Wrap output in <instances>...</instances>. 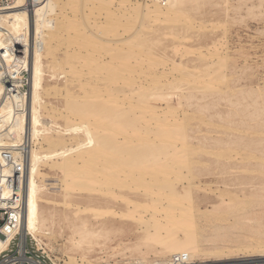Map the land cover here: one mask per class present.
I'll use <instances>...</instances> for the list:
<instances>
[{"label":"rangeland","instance_id":"obj_1","mask_svg":"<svg viewBox=\"0 0 264 264\" xmlns=\"http://www.w3.org/2000/svg\"><path fill=\"white\" fill-rule=\"evenodd\" d=\"M70 3L55 11L53 17L56 22L66 20L70 26L67 33L68 41L64 39L66 42L64 41L55 51L56 63L65 60L64 55L67 54V59L72 58L69 59L71 62L79 59L73 63L80 68L84 66L83 62L87 63V60L98 59L110 63L113 57L106 58V56H112L114 52L110 50L112 54H109V50H106V53L104 50L108 47L104 50L102 47L101 53L99 50L101 39L124 40L133 35L136 39L133 40L136 42L132 40L130 44L138 45V48L136 47L138 52L134 47L135 53H133L134 56L138 55V58L131 56L134 51L133 45L130 47L131 45L122 44L121 50L122 46H127L124 47V52L130 53L131 59L133 58L132 67H128L129 55L127 59L120 50L122 60L126 58L128 61L123 60L126 66L123 65L122 70L118 68L120 70L118 76L113 80L115 82L117 80L118 85L124 86L121 108L124 106L122 110L129 111L122 116L124 119L120 120L124 122L125 137L139 126H145L144 128L151 129L152 132L141 131L137 139H131L132 141L123 148L119 187L105 182L95 186L96 192L82 193L77 187L70 188V185L76 181L81 185L85 182V180L82 182L78 180H82L79 176H82L91 154L89 151L82 150L68 157L75 164L72 165L73 172L67 171L69 168L57 167L56 164L54 167L52 161L41 168L44 175L43 184L46 186L48 195H65L64 191L69 187L66 193L75 195L74 200L83 203V206L90 205L86 200L89 197L100 202L93 203L91 207L111 206L117 211L134 210L138 207L145 216L152 213L154 208L162 212L168 211L170 207L168 199L173 195L214 197L216 195H264V0H185L182 6V18H177V22H170L172 24L168 22L167 25V22L155 25L156 23L143 20L142 12L144 13L145 10L143 6L144 4L151 6L152 0H73ZM137 8V12L133 11ZM136 31L140 33L137 34ZM76 47H79V50ZM128 47L132 48L131 52H127ZM20 52L26 55V51L21 48ZM76 53L83 60L79 57L75 59ZM79 61L82 62L79 63ZM89 61L85 67L89 65ZM56 63H54L53 72L59 74L66 70V66ZM97 63L99 64V62L94 64L92 62L91 69L94 65L99 66ZM112 63L102 67L107 69L111 65V71ZM51 66H53L52 63L46 69L45 84L48 87L54 85V81L50 78V74L53 73ZM90 66L86 69L91 70ZM86 69H82L84 73L80 74V77L83 76L81 81L91 82L90 80L96 75L92 76L94 73L91 74ZM108 70L106 72H109ZM123 71L124 74L121 75ZM102 72L104 76H107L105 74L108 73L104 70ZM119 76H124L121 83ZM25 78L28 81L25 92L28 94L30 73L26 70ZM82 82L71 84V94L74 96L84 94L79 91ZM58 86L56 91H52V96L44 95L47 104L65 111L69 102L73 104L82 102L81 98H75V101L72 100L74 98H71V101L67 100L69 98L65 95L64 84L59 82ZM204 87L209 88L211 92L204 90ZM163 120L169 125L175 124L170 125L172 128L170 127L169 130L178 126L175 127L178 130H174L177 133L170 130L172 134L169 137L179 136H173L174 139L165 138V141L164 138L155 134L162 127L160 121ZM181 127L185 131H180ZM179 131H184L185 135L178 134ZM190 137L195 138L191 140L192 146L185 148L182 139L190 142ZM73 144L76 143L73 142ZM218 152L220 155L222 152L224 154L222 153L220 157ZM241 153L246 154L241 155ZM173 155L178 156L176 161L188 157L189 161L181 160L175 168L173 164L178 163L170 160V157H174ZM97 164L99 167H94L96 169L100 168V162ZM172 166L174 170L170 169ZM168 169L170 172L167 171ZM88 172L93 174L90 169ZM104 174L99 172L96 177H105ZM90 180L88 175V184ZM116 182L113 180L114 184ZM163 195L167 196L162 197ZM56 198L59 202L62 201ZM52 208L61 213L66 207L54 203ZM72 211L75 210L71 209ZM92 213L94 212L85 213V216L94 220ZM258 214L259 211L256 210L253 213L255 216ZM122 220L121 227L124 232H128L129 237H133L144 229L140 221L135 218L126 217ZM134 224L139 227H135ZM67 225L58 226V232L63 228L62 232H56L54 236L49 237L50 239H44L43 243L29 236V240L32 241L30 246L39 249L37 254L46 257L49 264H135L140 260L133 251L126 249V246L119 244L118 241L100 240L98 244L92 246L93 248L90 246L82 251H70L71 231ZM233 230L241 233L264 234V220L256 223H233ZM218 232L223 233V231ZM142 240L147 241L146 237ZM90 248L95 252H90L85 259L82 255H88ZM15 249L16 247L13 248ZM153 259L154 256L151 260Z\"/></svg>","mask_w":264,"mask_h":264},{"label":"bare ground","instance_id":"obj_2","mask_svg":"<svg viewBox=\"0 0 264 264\" xmlns=\"http://www.w3.org/2000/svg\"><path fill=\"white\" fill-rule=\"evenodd\" d=\"M70 1L73 0H18L13 7L0 13V59L9 67V73L15 80L23 79L19 73L20 70H26L30 73V90L26 95H18V97L14 98L9 97L6 95L7 88L0 82V164L2 165L1 173L5 177L0 178V195L4 201L11 195H19L23 199V215L18 231L21 236L20 246L24 247L29 236H33L37 241L43 243L44 239H50L49 237L54 236L58 232V226L68 224L67 226H69L71 231L70 240L72 241L70 251L73 252L82 251L85 247H92L98 244L100 240H105L104 242L118 241L119 244L126 246V249L133 251L140 258L135 264H168L176 256L187 257L188 264H264V234H256L254 232L241 233L238 230H233V223H256L264 220V195H216L215 197L209 195H173L170 198L168 196L169 199L167 198L170 205L168 211L162 212L158 208H154L152 213L145 216V213L140 212L138 207L134 210L121 209V211H117L111 206L106 208L101 205L91 207L93 203L98 204L99 201L97 202V199L89 197L86 200L90 205L83 206V203L74 200L75 195L70 192L66 193L72 186L77 187L82 193L84 191L96 192L95 186L105 182L108 185L119 187L121 184V154L123 148L134 138L137 139L136 137L141 131L152 132L151 129L144 128L145 126H139L134 128L135 131L129 133L131 136L128 134L129 136L125 137L124 122L120 120L124 119L122 116L129 111L122 110L124 106L121 108L124 86L118 85L116 79V82L113 80L118 76L120 71L118 68L120 67L122 70L124 69L122 68L123 65L126 66L123 60L127 58V55H129L130 59L131 56H134L133 53H135L139 43L137 42V46L130 44V42L136 40L133 35L124 40L108 41L100 38L99 50L102 47L103 50L108 47L104 52L106 50H109V54H112L110 50L114 52L112 56H106L104 53L106 58L113 57L110 62H114V64L112 63L113 69L110 71V65L107 68L109 72H106L107 69L105 67L110 63L98 59L94 60L95 56L93 58L90 57L94 61L87 60V63L89 61L87 68L92 62L93 64L99 62V64L97 63L99 66L94 65L92 69L90 66L91 70L86 69V62H83L84 66L82 68L76 66L73 63L75 60L71 62L69 59L72 58L67 59L68 54L64 55L65 60L56 63L55 51L62 46L65 40L69 39L67 33L70 26L66 20L64 22H56L53 17L55 16V11L68 6ZM152 1L153 4L151 6L146 4L143 6L145 7L144 13L142 12L143 20L156 23L155 25L167 22V25L168 22L172 24L170 22H177V18H182V6H184L185 0ZM137 10L138 8L136 10L133 9L135 12ZM79 36L82 37V35ZM83 40L85 41L84 37ZM122 44L131 45L130 47L133 45V50L135 47L131 56L130 53L128 54L123 50L127 46H122L121 50ZM112 47L113 49H109ZM11 48L13 50H10ZM20 48L26 51V55L20 52ZM132 48L129 49L128 47L127 50L129 51L127 52H131ZM120 50L125 54L122 55L126 56L123 60ZM100 52L102 53L103 51L100 50ZM80 56L82 55L80 54ZM87 56L92 55L87 54ZM135 56L138 58V55ZM130 59H128L130 63L128 67H132L133 58ZM50 63L53 64L51 72L55 68L54 63L66 66L64 72L59 74L53 72L50 74V78L54 81V85L49 86L51 88L45 84L46 69L50 67ZM57 67L59 66L57 65ZM84 68L91 74L94 73L92 76L96 75L94 79L90 80L91 82L81 81L83 76L80 77V74H82L84 71L82 69ZM101 68L105 73L110 74H105L107 76H104ZM123 74L124 71L121 75ZM120 77L119 82L121 83L124 76ZM59 82L64 84V89L66 90V94H64L69 98L67 100L71 101V98H74L72 100L75 101V98H81L82 102L79 104L69 102L64 109L65 111L57 109L52 104H47L44 100V95L46 97L52 96V91H56L59 87ZM76 82H82L79 91L84 94H78L77 96L71 94V84L73 85ZM206 89L204 87V90ZM207 90L209 91V88ZM170 125L164 120L160 121V126L162 127L155 134H158L164 140L165 138L174 139L173 136L175 135L169 136L174 130H178L175 129L178 126H175L172 129L173 131L170 129L171 132L169 128L175 124ZM182 127L180 131L184 130V127ZM180 131L178 134L184 133L185 135V130L183 132ZM177 136L179 135L175 137ZM189 139L190 142L182 139L185 143V148L192 146L193 142L191 140L195 138L190 137ZM126 140L128 141L126 142ZM73 142L76 144H73ZM82 150L89 151L91 154L90 161L85 165L82 176H79L82 180H78L80 182L85 180V182L82 185L77 181L74 184H69L70 188L68 187L64 191L65 195H48L45 190L46 186L43 184L44 175H42L41 168L52 161L54 167L56 164L57 167L69 168L67 171L73 172L72 167L75 164L68 157L72 153ZM222 153L224 154V152ZM221 155L219 154L218 156L221 157ZM173 156L170 157L173 163V160L177 163H181V160L189 161L187 160L189 157L176 161L178 156ZM100 160L104 162L102 163ZM98 162H100V168L96 169L94 167H99ZM179 163L177 165H174L176 164L174 163L173 166L177 168ZM173 166L170 168L171 170ZM187 167L189 168V166ZM89 169L91 172L93 171V174L88 172ZM170 169L167 171L170 172ZM67 171L65 169V172ZM16 172L18 174L22 172L19 178L23 188V191L19 190L17 193L5 181L6 177L16 178V175H18ZM99 172H104L105 177H96ZM88 175H90L91 179L89 184L87 182ZM113 180L117 181L116 184L113 183ZM215 192L217 193V191ZM73 193L75 192L73 191ZM166 196L163 195L162 197ZM56 197L62 201L59 202ZM53 202L62 204L66 207L65 211L57 212L52 208ZM5 206H7V203L1 202L0 199V209ZM152 207H156V205H152ZM71 209L75 211L71 212ZM255 210L259 211L257 216L253 215ZM89 212H94L92 213L94 214V220H90L85 216V213ZM126 217L139 220L144 228L142 232L129 237L127 235L128 232H124L121 227L123 224L122 218ZM134 225L139 227L137 224ZM62 230L63 228L58 233L62 232ZM217 231H223V233H217ZM143 237H146L147 241H143ZM13 238V235L8 236L7 240L0 238V251L4 250ZM92 248L88 249V255H82L85 259L88 258L90 252H95ZM153 256L154 259L151 260Z\"/></svg>","mask_w":264,"mask_h":264},{"label":"built area","instance_id":"obj_3","mask_svg":"<svg viewBox=\"0 0 264 264\" xmlns=\"http://www.w3.org/2000/svg\"><path fill=\"white\" fill-rule=\"evenodd\" d=\"M18 0H0V13L6 9L13 7ZM42 1V0H37ZM10 50H13L11 48ZM3 60V59H2ZM19 73L23 79L15 80L9 73L7 67L0 59V82L7 88L6 95L9 97H18V95H26L25 89L27 87V79L25 78V70H20ZM0 164V178H5L1 173ZM20 172H16V178L6 177L5 181L10 185L16 193L19 190L23 191L22 183L20 181ZM1 188V187H0ZM1 202L7 203V206L0 209V238L7 240L8 236L13 235V239L9 242L7 247L0 251V264H49L46 257L38 255L39 249H34L31 245V240L26 239V243L22 248L20 246V222L23 215V199L19 195H11L7 200H3L0 195ZM30 241V243H29ZM17 242V243H16ZM16 247L15 250L13 248ZM37 248V247H36ZM187 257L176 256L170 261V264H188Z\"/></svg>","mask_w":264,"mask_h":264}]
</instances>
